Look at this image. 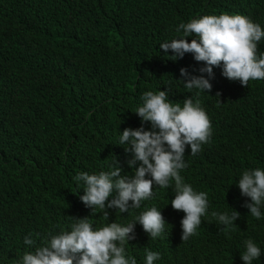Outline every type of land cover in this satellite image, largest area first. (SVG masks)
<instances>
[{"label": "trees", "instance_id": "obj_1", "mask_svg": "<svg viewBox=\"0 0 264 264\" xmlns=\"http://www.w3.org/2000/svg\"><path fill=\"white\" fill-rule=\"evenodd\" d=\"M222 13L246 16L264 30V0H0V264H22L50 234L71 231L76 218L87 216L93 229L127 226L153 206L164 232L152 239L137 222L124 245L137 264H146V250L160 254L153 264H244L249 238L261 249L252 264H264V204L261 218L252 217L250 198L237 185L244 170H264V79L244 87L225 78L222 65L209 77L191 53L173 60L160 48L183 35L180 23ZM181 68L204 75L211 91L186 89ZM160 90L181 106L185 98L199 100L212 126L200 152L185 148L180 175L209 202L186 241L184 213L170 203L174 181L167 189L154 185L140 208H106L105 219L103 210L83 204V182L73 179L109 171L115 159L122 175H134L132 153L119 137L126 127L151 130L133 111L144 92ZM234 210L240 216L226 235L211 212Z\"/></svg>", "mask_w": 264, "mask_h": 264}, {"label": "clouds", "instance_id": "obj_2", "mask_svg": "<svg viewBox=\"0 0 264 264\" xmlns=\"http://www.w3.org/2000/svg\"><path fill=\"white\" fill-rule=\"evenodd\" d=\"M181 30L182 36L160 44L166 54L171 50L170 59L191 53L197 62H204V67L199 69L201 73L211 77L213 67L222 65V75L232 81L238 80L244 87H248L250 80L264 79V52H257L258 42L264 39V30L248 17L227 13L204 15L180 23L176 31ZM189 36L193 37L191 41L186 39ZM180 73L187 77L181 81L189 91H211L212 85L204 75L190 76L184 68ZM141 100L142 105L133 112L142 122H149L151 130L126 127L118 142L127 145L125 151L132 153L127 163L130 167L135 165L134 175H122L116 159L109 165V171L81 172L73 178L84 185L83 195L79 198L86 207L103 210L104 218L108 219L106 208L118 209L121 213L128 212L130 207L140 208L142 201L153 196L154 185L167 189L170 181H174L175 194L170 203L174 210L184 213L180 221L181 240L186 241L197 234L201 217L208 214L209 202L207 193L194 191L184 182L180 171L187 167L184 161L186 146L194 156L209 142L211 122L199 100L193 102L191 98H185L183 106L174 104L169 101L166 90L146 91ZM237 185L241 195L250 198L245 207L251 216L260 219V206L264 204V170H244ZM239 216L235 210L231 215L211 212V217L225 226L222 231L226 235ZM86 217L76 218L71 231L50 234L34 253L23 255L22 264H137L134 257H125L124 248L130 239H134L135 224L138 222L155 239L164 232L166 223L161 211L154 206L141 212L127 226L113 222L93 229ZM24 243L31 246L35 241L25 237ZM244 244L246 250L241 259L244 264H252L260 258L261 249L250 238ZM145 258L146 264H153L160 254L146 250Z\"/></svg>", "mask_w": 264, "mask_h": 264}]
</instances>
